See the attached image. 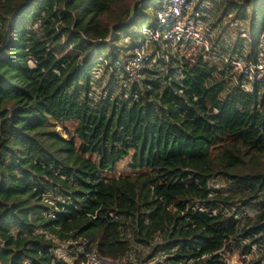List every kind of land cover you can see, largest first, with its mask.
<instances>
[{"label":"trees","instance_id":"obj_1","mask_svg":"<svg viewBox=\"0 0 264 264\" xmlns=\"http://www.w3.org/2000/svg\"><path fill=\"white\" fill-rule=\"evenodd\" d=\"M207 1L235 36L135 80L158 0H0V264H264V81L221 58L255 61L264 0Z\"/></svg>","mask_w":264,"mask_h":264},{"label":"built area","instance_id":"obj_2","mask_svg":"<svg viewBox=\"0 0 264 264\" xmlns=\"http://www.w3.org/2000/svg\"><path fill=\"white\" fill-rule=\"evenodd\" d=\"M213 13L214 5L207 0H196L195 3L194 0H158L155 7V25L153 29L146 25L141 26L146 40L125 61L124 69L132 79L138 80L140 78V69L146 58L143 50L148 41H150L149 43L164 42L175 49L197 46L201 50L210 51L212 32H209V22ZM221 58L230 63L234 71L249 76L253 75L257 80L264 81V27L259 39L255 61L236 59L224 54ZM71 244L68 241L66 246ZM77 251L83 252L79 249ZM77 253L69 254L66 252L60 258H64L70 264H168V257L173 254L168 252L155 254L142 259L139 263H130L124 258L103 257L96 250L86 253L82 259L77 260Z\"/></svg>","mask_w":264,"mask_h":264},{"label":"rangeland","instance_id":"obj_3","mask_svg":"<svg viewBox=\"0 0 264 264\" xmlns=\"http://www.w3.org/2000/svg\"><path fill=\"white\" fill-rule=\"evenodd\" d=\"M196 2V0H194V3ZM153 16V17H152ZM147 24H154L155 23V18L154 15H150V18L148 21H146ZM139 28V27H138ZM209 28V25H208ZM212 28V29H211ZM229 32L226 33V35L228 37H234L235 36V32H237V28L236 27H232L231 23L229 21H224L222 24H220V26L217 28L213 25H211V27L209 28V32H212V36L211 38V43L213 42L212 40L214 38H216L219 34L220 30ZM126 39V38H125ZM150 41H148L147 45H145V49L143 50L146 58H148L147 60L150 61L152 64L157 65L156 64V60L158 57H163L164 59H167V55L164 53L165 49L167 48V43H159L158 46L153 44V43H149ZM175 49V48H174ZM172 48V53L176 52L179 55H185L187 57H190L192 54H195L197 51H199V47L194 46H186V47H180V48H176L174 50ZM154 52H156V54L154 55ZM143 55V54H142ZM148 64V63H144ZM132 168H130L129 166V159L128 158H124L121 161H119L112 170L107 171L106 175L107 176H123V175H127V174H132ZM250 213V210H249ZM66 243H64V245H61V247H58L56 252L58 253L59 257H62L63 255H65V253H68V248H63V246H65ZM71 250H73V248H71ZM230 260L233 264H238L239 260H238V256L236 253L229 255Z\"/></svg>","mask_w":264,"mask_h":264},{"label":"clouds","instance_id":"obj_4","mask_svg":"<svg viewBox=\"0 0 264 264\" xmlns=\"http://www.w3.org/2000/svg\"><path fill=\"white\" fill-rule=\"evenodd\" d=\"M161 43H164V42H161ZM172 48V47H171ZM174 49V48H173ZM175 50V49H174ZM70 246V245H69ZM69 246H65V247H63V248H66V247H69Z\"/></svg>","mask_w":264,"mask_h":264}]
</instances>
